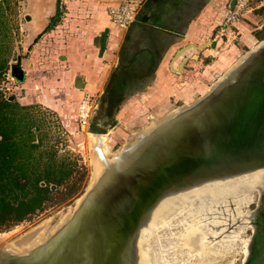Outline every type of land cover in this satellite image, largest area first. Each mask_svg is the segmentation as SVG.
Masks as SVG:
<instances>
[{
	"label": "rangeland",
	"instance_id": "374dc122",
	"mask_svg": "<svg viewBox=\"0 0 264 264\" xmlns=\"http://www.w3.org/2000/svg\"><path fill=\"white\" fill-rule=\"evenodd\" d=\"M121 1L125 0L104 8L109 22L111 7ZM206 1L189 7L191 16L194 10L207 6V21L190 27L188 35L186 30L171 38L161 33L145 35L153 41L152 48L160 43L165 46L156 53L162 56L160 60L156 57L155 67L141 66L144 45L137 36L143 34L137 30L134 37L132 31L127 35L128 26L120 30L122 39L111 49V59L102 61L109 64L106 68L90 63L81 71L72 70L60 57L69 55L70 38L88 35L80 29L79 18L87 26L85 20L93 19L98 6L91 0H0V53L6 59L0 94L8 100L13 97L10 101L18 105L15 111H28L40 160L64 163L73 171L70 181H75L65 200H54L30 220L0 231L8 233L6 239H0L4 244L24 252L19 249L29 247L40 235L45 236L44 242L49 240L52 229L86 192L96 158L90 142L96 134L88 130L89 121L105 136V145L98 149L103 151L106 146L117 155L148 126L153 127L152 123L206 93L240 56L264 38V0ZM48 22H52L51 27ZM121 33L116 34L118 39ZM126 36L127 41L136 38L141 49L136 50V67L130 71L136 69V76L145 82L136 83L129 93L121 95L125 97L112 99V79L122 66L123 50L129 43ZM93 49L82 51L88 57ZM14 65L22 71L21 79L13 75ZM61 80L66 81L65 86L58 84ZM212 183L190 193L180 192L156 215L150 214L151 220L148 217V224L139 233L136 264H241L248 252L258 192L264 196V169ZM244 217L248 221L244 222Z\"/></svg>",
	"mask_w": 264,
	"mask_h": 264
},
{
	"label": "water",
	"instance_id": "95a60500",
	"mask_svg": "<svg viewBox=\"0 0 264 264\" xmlns=\"http://www.w3.org/2000/svg\"><path fill=\"white\" fill-rule=\"evenodd\" d=\"M141 6L127 35L147 21ZM12 73L22 78L18 66ZM182 109L168 119L171 130L163 137L143 139L149 144L132 173L97 198L82 228L66 243L29 263L0 243V264H136L137 231L165 194L263 168L264 44L249 50L222 81ZM88 130H95L90 121ZM257 201L241 264H264V198L259 195Z\"/></svg>",
	"mask_w": 264,
	"mask_h": 264
},
{
	"label": "trees",
	"instance_id": "16d2710c",
	"mask_svg": "<svg viewBox=\"0 0 264 264\" xmlns=\"http://www.w3.org/2000/svg\"><path fill=\"white\" fill-rule=\"evenodd\" d=\"M5 67L0 53V79ZM17 106L0 94V231L30 220L54 200H65L75 185L67 165L40 160L31 116L15 111Z\"/></svg>",
	"mask_w": 264,
	"mask_h": 264
},
{
	"label": "bare ground",
	"instance_id": "6f19581e",
	"mask_svg": "<svg viewBox=\"0 0 264 264\" xmlns=\"http://www.w3.org/2000/svg\"><path fill=\"white\" fill-rule=\"evenodd\" d=\"M263 44H264V39L258 40V43L256 45H254L253 47H251L250 50L256 48L258 45L260 46V45H263ZM247 53L248 52H246L245 54L240 56L239 59L235 63H233L227 69V71L223 74V76L221 78H219L213 85H215L218 81H222V79L231 71V69L234 68L235 65H237L241 61V59ZM184 107H186V106H184ZM182 108L183 107H178L175 110H173L172 113L167 114L164 117H162L161 119H159V120L155 121L154 123H152V126L154 125L153 127L149 128V126H148L147 127L148 129L143 130L142 135H140L138 137V139L136 138L133 142H131V143L127 144V145L125 144L124 145L125 147H122L123 148L122 151L120 153H118L117 155L116 154H112L109 151L108 147H106V146H105L103 151L102 150L100 151L98 148L100 146H102V145L104 146L105 143H106L105 136H103V135H92V138L90 140L91 147H92L91 150H92V152H93V150L96 151V155H95L96 158L93 159L94 167H93V171H92L93 173H92V177H91V180H90V184L87 187L86 192L82 195V197L77 199L76 206L70 211L69 214H67L64 218H62L61 221L58 224H56L54 229H52V231H53V232L51 231L52 236L49 238V240L47 239L48 241L46 240L44 242V240H45L44 237L45 236L42 237L40 235V237H39L40 239L36 240L32 244H29L28 245L29 247L23 246L20 249L18 248L19 251L22 250L24 252H18L15 249H11L10 247H8V245H6L4 243L2 245L3 241L0 240L1 241L0 242L1 243V247L7 248L10 252H13V253L24 254L23 256L25 257L24 258L25 261L27 263H29V262H32V261L37 262L38 260H40V258L45 256L54 246H57L59 243H62V244L66 243L68 238L70 237L69 235L75 234L78 230H80L82 228V226L86 222L85 221L86 214L90 211V208H93L94 205H96L95 202L97 201V198L99 197V199H100V195L101 194H104L105 191H107L108 189L113 187V185L119 183V180H121V179L125 180L127 178L126 176H129L132 173V170H133L132 168L136 166V161L142 155V153L145 152L146 148L148 147L147 145L149 144V143L146 144L147 141H143V139H145L148 136H150L149 137L150 139L163 137V135H165L166 131L171 130V128H170L171 127V124H170L171 120H168V119H172V117L174 115H176V113L177 114L180 113L183 110ZM177 120H175V121H177ZM91 132L96 133L94 131H91ZM142 145H144V146H142ZM259 169H264V167L263 168H258V169H255V170H251V171H248V172H244V173H241V174H237V175H234V176L223 177V178L212 179V180L200 182V183H197V184L192 185L190 187L182 188V189H179V190H174L173 192L165 194L159 201H157V203L148 212V214L146 215L145 219L143 220V223L141 224V226L139 227V229L137 231V235H136V249H135V251H136V262H137V257H138V237H139V233H140L141 227H143V225H147L148 224L147 220H148V217H150V214L152 212H153V214L151 216L156 215L157 212H160L162 210V208L164 207L165 203H167L168 201L172 200L174 197H177L178 195H181V194H178L180 192L181 193L182 192L186 193V190H187L190 193L193 190H197V188L199 189V187H201V188L203 187L204 188L205 185H203V184H209V183H212V182H214L216 180H220V179H224V178H233V177H236V176H240L242 174L254 172V171L259 170ZM249 181H252V180L249 179ZM212 185H213V183H212ZM260 185L262 186V184H260ZM195 187H196V189H195ZM252 188H254V186ZM191 189H193V190H191ZM250 190H252V189H250ZM258 193L261 196L260 192H258ZM85 194H87V195H85ZM173 195H175V196H173ZM85 196L88 197V198L86 199ZM231 198H232V196H231ZM263 198H264V196H263ZM221 200H223V199H221ZM256 202H258V201H256ZM220 205H222V204H220ZM231 206H232V204H231ZM232 209H233V207H232ZM221 214H224V213L221 212ZM247 214H248V212H247ZM249 216H251V215H249ZM246 218H247V216H246ZM246 218L244 217V219H245L244 222H246V220L248 221V219H246ZM150 220H151V217H150ZM151 224H152V222H151ZM253 226L254 225H253V221H252V227ZM7 234L8 233L0 232V239H6ZM30 249H32V250H30ZM246 256H247V254H246Z\"/></svg>",
	"mask_w": 264,
	"mask_h": 264
},
{
	"label": "crops",
	"instance_id": "0c3cea01",
	"mask_svg": "<svg viewBox=\"0 0 264 264\" xmlns=\"http://www.w3.org/2000/svg\"><path fill=\"white\" fill-rule=\"evenodd\" d=\"M120 0H91L92 4L95 6L93 13L92 20H85L87 22L84 23L82 18H79L80 29L84 28V30L88 31V35L79 36V37H72L69 40V55L61 56V59L68 61L69 64L73 69L86 71L85 69L89 68V64H95L97 67L103 69L104 67L108 66L107 63H102L103 60H110L111 59V49L113 46L120 42L122 39L121 29H118L115 25L109 22V18L107 15V11H105L108 6L112 5L114 2ZM206 3V0H144V7L142 9L143 16L147 18V21L140 22L138 25H134L131 31L134 30L133 34L136 35V31L139 30L141 32V36L139 39L143 43L144 46L154 45L153 41L145 36L148 33H161L164 36L168 35V38L173 35H176L175 32L182 35L184 30H186V34L190 33V27H194V25L199 26V22L203 21L206 23V15H207V6L203 7L201 10H194L193 14L190 16L189 14V7L192 3ZM104 6V7H103ZM105 8V10H104ZM142 8V7H141ZM140 8V9H141ZM198 11V12H197ZM200 11V14H199ZM57 15V14H56ZM54 16V19L56 18ZM76 21V20H75ZM84 23V24H83ZM49 22L47 23V25ZM196 30V27L194 28ZM193 29V30H194ZM127 31V30H126ZM106 32V38L102 35ZM197 32V31H195ZM201 32V31H200ZM198 32V33H200ZM120 39L116 37V34H120ZM127 33V32H126ZM105 35V34H104ZM134 37V36H132ZM170 37V38H171ZM127 40V36L125 37ZM134 43L136 41L133 39L131 40ZM254 44V43H253ZM164 43L162 48H164ZM94 48V52L88 57L84 55L85 53L82 51L83 49ZM161 48V49H162ZM98 53V54H97ZM98 58V61L96 59ZM64 61V62H65ZM84 69V70H82ZM91 69V68H90ZM97 70V69H96ZM93 71V70H91ZM95 71V70H94ZM90 73V72H89ZM88 73V74H89ZM82 74L86 75V72ZM90 74L93 75V72ZM91 78V77H90ZM65 80H61V86H65ZM89 85L93 84L92 82L88 83ZM87 87V86H86ZM49 106V105H48Z\"/></svg>",
	"mask_w": 264,
	"mask_h": 264
},
{
	"label": "flooded vegetation",
	"instance_id": "af4514ba",
	"mask_svg": "<svg viewBox=\"0 0 264 264\" xmlns=\"http://www.w3.org/2000/svg\"><path fill=\"white\" fill-rule=\"evenodd\" d=\"M196 3L197 2L192 3V4H196ZM192 4H190V6H192ZM51 24H52V22L51 23L49 22L48 26L51 27ZM135 26H136V24H135ZM48 29H50V28L48 27ZM133 32H134V30L132 31V36H133ZM148 34L152 35V33H148ZM133 39L136 41V38H132L131 40H133ZM127 42H129V43H127L125 45V50H123L122 66L119 67V69L116 71V73L112 79L113 82H112V87L110 90L111 92H113L112 99H114V98L119 99V98L125 97V96H121V95L129 93V90L133 89L136 86V83L139 84V83L145 82V80L142 79V77H140L139 75L136 76V69H131L132 71H130V67H132V66L136 67V64L134 63V62H136V50L140 51L141 49L139 47H137L138 45H136V43H134L133 41H127ZM160 44H158L157 47L154 46L153 48H150V46H147V47L143 46V50H141V51L144 52L143 53L144 56L139 58V60H142L145 62H143V64H141V66L143 65L145 68H152L154 65V67H155V65L158 62L156 60L158 58L156 56V53H158V51L163 46V43H160ZM131 85H132V87H131ZM93 131L96 132L95 133L96 135H102V134L98 133V131H95V130H93Z\"/></svg>",
	"mask_w": 264,
	"mask_h": 264
},
{
	"label": "built area",
	"instance_id": "2783aa9c",
	"mask_svg": "<svg viewBox=\"0 0 264 264\" xmlns=\"http://www.w3.org/2000/svg\"><path fill=\"white\" fill-rule=\"evenodd\" d=\"M139 7H141V0L121 1L115 6L111 7L109 11V17L112 23L117 25L120 29H124L130 26L131 23H133V21L136 19ZM232 17H234V15ZM223 29L224 28H221V30Z\"/></svg>",
	"mask_w": 264,
	"mask_h": 264
}]
</instances>
